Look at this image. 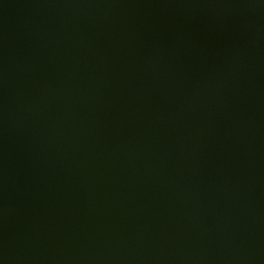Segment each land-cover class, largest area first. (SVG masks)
Masks as SVG:
<instances>
[{"label":"water","instance_id":"water-1","mask_svg":"<svg viewBox=\"0 0 264 264\" xmlns=\"http://www.w3.org/2000/svg\"><path fill=\"white\" fill-rule=\"evenodd\" d=\"M0 264H264V0H0Z\"/></svg>","mask_w":264,"mask_h":264}]
</instances>
